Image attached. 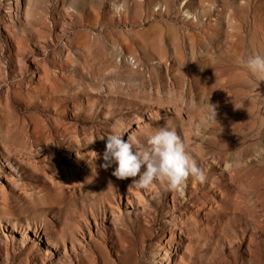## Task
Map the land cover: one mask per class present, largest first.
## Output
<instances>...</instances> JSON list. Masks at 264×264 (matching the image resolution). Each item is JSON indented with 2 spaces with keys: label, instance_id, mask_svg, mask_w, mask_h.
Returning <instances> with one entry per match:
<instances>
[{
  "label": "rangeland",
  "instance_id": "374dc122",
  "mask_svg": "<svg viewBox=\"0 0 264 264\" xmlns=\"http://www.w3.org/2000/svg\"><path fill=\"white\" fill-rule=\"evenodd\" d=\"M116 2L0 0V264H264V0ZM114 125L206 180L117 179Z\"/></svg>",
  "mask_w": 264,
  "mask_h": 264
},
{
  "label": "clouds",
  "instance_id": "9594fccd",
  "mask_svg": "<svg viewBox=\"0 0 264 264\" xmlns=\"http://www.w3.org/2000/svg\"><path fill=\"white\" fill-rule=\"evenodd\" d=\"M111 6L116 13L125 11L124 4L116 0ZM239 63L254 76L264 79V53L254 52ZM216 106L210 102L212 117L217 116ZM103 160L105 169L116 165L112 175L117 179L132 178L130 186L144 189L162 182L171 190L183 191L189 178L201 183L206 180L204 169L188 150L186 141L175 128L168 126L150 135L145 147L135 136H129L125 142L114 125V131L107 136Z\"/></svg>",
  "mask_w": 264,
  "mask_h": 264
},
{
  "label": "bare ground",
  "instance_id": "6f19581e",
  "mask_svg": "<svg viewBox=\"0 0 264 264\" xmlns=\"http://www.w3.org/2000/svg\"><path fill=\"white\" fill-rule=\"evenodd\" d=\"M143 201H148L147 198H145L144 196H142V198L140 199V203H142ZM148 203V202H147Z\"/></svg>",
  "mask_w": 264,
  "mask_h": 264
}]
</instances>
